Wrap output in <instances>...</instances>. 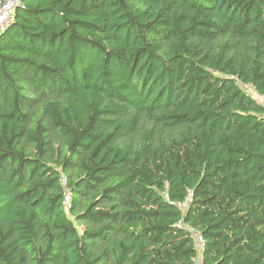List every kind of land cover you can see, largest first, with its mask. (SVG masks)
<instances>
[{
	"label": "trees",
	"instance_id": "obj_1",
	"mask_svg": "<svg viewBox=\"0 0 264 264\" xmlns=\"http://www.w3.org/2000/svg\"><path fill=\"white\" fill-rule=\"evenodd\" d=\"M248 85L264 0H24L0 37V264H264Z\"/></svg>",
	"mask_w": 264,
	"mask_h": 264
},
{
	"label": "built area",
	"instance_id": "obj_2",
	"mask_svg": "<svg viewBox=\"0 0 264 264\" xmlns=\"http://www.w3.org/2000/svg\"><path fill=\"white\" fill-rule=\"evenodd\" d=\"M23 1L24 0H0V37L13 22L16 12L23 6ZM246 89L253 96V98L264 107V97L257 94L250 85L246 86ZM61 181L62 185L65 187L67 185L66 176H63ZM191 201L192 197L190 194L187 201L183 204H178V206L182 209H186ZM64 205L68 210L71 207V194L68 190L65 192ZM193 233L194 237L197 239L198 247L202 249L205 245L203 236L197 232Z\"/></svg>",
	"mask_w": 264,
	"mask_h": 264
},
{
	"label": "rangeland",
	"instance_id": "obj_3",
	"mask_svg": "<svg viewBox=\"0 0 264 264\" xmlns=\"http://www.w3.org/2000/svg\"><path fill=\"white\" fill-rule=\"evenodd\" d=\"M82 229V228H81Z\"/></svg>",
	"mask_w": 264,
	"mask_h": 264
}]
</instances>
